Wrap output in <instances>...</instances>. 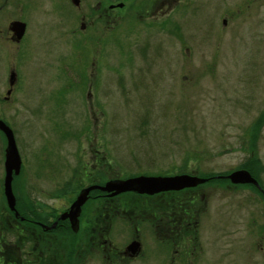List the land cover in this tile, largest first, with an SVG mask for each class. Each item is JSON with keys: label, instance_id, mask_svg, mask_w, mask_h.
Segmentation results:
<instances>
[{"label": "rangeland", "instance_id": "rangeland-1", "mask_svg": "<svg viewBox=\"0 0 264 264\" xmlns=\"http://www.w3.org/2000/svg\"><path fill=\"white\" fill-rule=\"evenodd\" d=\"M18 1L15 17L42 28L29 42L31 105L8 121L23 163L13 183L21 206L32 198L62 208L88 173L100 181L199 177L232 173L250 160L264 168V124L252 134L264 113V0H153V18L142 7L149 0H109L124 7L114 10L112 45L98 59L82 46L72 53L71 38L59 33L63 20L73 24L70 0ZM80 1L77 24L98 0ZM4 149L0 137L1 172ZM201 189L209 211L226 216V247L243 255L251 236L241 229L255 218L263 229L260 198L249 188ZM256 240L257 264H264V237Z\"/></svg>", "mask_w": 264, "mask_h": 264}, {"label": "flooded vegetation", "instance_id": "flooded-vegetation-1", "mask_svg": "<svg viewBox=\"0 0 264 264\" xmlns=\"http://www.w3.org/2000/svg\"><path fill=\"white\" fill-rule=\"evenodd\" d=\"M18 2L0 0V121L10 129L8 121L17 118L18 110H26L31 105L30 96L33 95L31 92L36 75L32 77L27 70V62L32 55V45L37 42L35 37L42 29H33V25L25 22L26 19L15 17L10 9L12 4L18 5ZM143 8L151 18L156 16L153 0H149ZM71 10L73 24L68 23L66 26L63 20L59 30L60 35L71 38L69 50L77 52L82 46L89 53L85 49L88 48L94 58H101L103 48H111L113 25L119 19L114 13V5L109 0H98L91 10L87 6V12L79 18V26L76 14H81V4L79 7L73 6ZM15 22L25 25L20 40L12 30ZM51 32L49 29L48 33ZM29 42H32L31 49ZM72 64L76 67L74 56ZM48 69L47 62L43 69V78L46 80ZM35 88L36 92L43 90V87ZM62 93L57 89L54 94L60 98ZM262 127L259 130L255 128V135L260 134ZM0 137L5 141L1 131ZM2 166L0 264H257L259 241L256 238L264 237V225H261L263 229L259 228L254 217L248 222L247 229H241L251 236V242L249 238L243 246V255L237 251L235 244L226 247V216L220 208L213 213L209 211L203 199L209 200L210 195L201 188L208 186L218 191L231 187L233 190L249 188L255 198H260L256 202L264 208V180L261 181L260 177V174H264V168H255L256 176L249 171L256 185L234 186L220 175L207 178L206 183L194 188L152 195L126 192L113 196L112 193L95 188L88 193L75 223L73 217L67 214L79 193L91 187L103 188L115 180L100 181V176L84 174L86 184H82L68 205L64 204L62 208L46 202L38 203L32 198H29V203L21 206L13 192L15 206L11 210L3 191L4 157ZM22 168L21 159L20 173L13 177L12 190L14 180L21 175ZM209 179L221 180L215 183L209 182ZM200 193L204 195L201 197ZM262 251L263 246L260 247Z\"/></svg>", "mask_w": 264, "mask_h": 264}, {"label": "water", "instance_id": "water-1", "mask_svg": "<svg viewBox=\"0 0 264 264\" xmlns=\"http://www.w3.org/2000/svg\"><path fill=\"white\" fill-rule=\"evenodd\" d=\"M71 3L75 7H79L80 0H71ZM117 8H122L123 4H118L114 6ZM223 21V25H225ZM12 30L20 40L23 36L25 25L20 22H15L12 25ZM0 131L4 134L6 145L4 150V197L6 199L7 205L11 210H14L15 197L12 190V181L14 176H18L21 169V158L16 146L15 138L11 129L5 125V123L0 121ZM230 183L234 185H244V184H255L256 181L251 177V175L245 170H238L232 172L227 176ZM208 179L200 178L197 176L190 175H175L171 177H135L126 180H115L108 182L105 187H91L82 190L76 198V201L72 204L69 213V217H73V221L77 222V217L80 213L81 206L84 205L88 193L92 189H102L112 193V195H119L121 193L132 192L136 194H147L152 195L159 192L165 191H179L187 188H194L198 185L204 184ZM72 220V219H71Z\"/></svg>", "mask_w": 264, "mask_h": 264}, {"label": "trees", "instance_id": "trees-1", "mask_svg": "<svg viewBox=\"0 0 264 264\" xmlns=\"http://www.w3.org/2000/svg\"><path fill=\"white\" fill-rule=\"evenodd\" d=\"M122 1H126V0H122ZM129 1V0H128ZM143 7V6H142ZM263 122H264V113L263 114H261V116L258 118V120H257V122H256V124H255V126H254V129H255V127H257L258 128V130H259V128L261 127V125L263 124ZM254 129L252 130L253 131V136L255 135V131H254ZM251 145V144H250ZM251 146H254V145H251ZM259 167V169H261L260 168V166H259V164H258V161H254V160H250L248 163H246V164H244L243 166H241V168H244V169H247V170H249V171H251L252 172V174H253V176H256V175H258L256 172H255V168H258ZM225 173H220V175H224ZM256 174V175H255ZM220 175H215V174H207V175H203V174H198V176L199 177H203V178H212V177H216V176H220ZM217 180H221V179H209V182L211 181V182H215V183H217V182H219V181H217ZM220 182H222V181H220Z\"/></svg>", "mask_w": 264, "mask_h": 264}, {"label": "bare ground", "instance_id": "bare-ground-1", "mask_svg": "<svg viewBox=\"0 0 264 264\" xmlns=\"http://www.w3.org/2000/svg\"><path fill=\"white\" fill-rule=\"evenodd\" d=\"M241 169H244V168H241ZM245 171H247L248 173H250L249 172V170H247V169H244ZM231 174V172L230 173H228V174H224L223 175V179H225L226 180V182H228V183H230V181L227 179V176L228 175H230ZM231 185H234V184H232V183H230ZM234 186H238V185H234ZM129 193V192H128Z\"/></svg>", "mask_w": 264, "mask_h": 264}]
</instances>
